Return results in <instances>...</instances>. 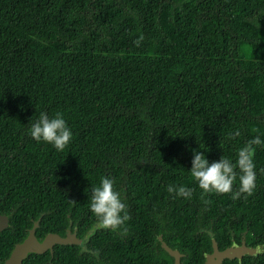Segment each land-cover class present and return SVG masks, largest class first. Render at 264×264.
<instances>
[{"label": "trees", "instance_id": "16d2710c", "mask_svg": "<svg viewBox=\"0 0 264 264\" xmlns=\"http://www.w3.org/2000/svg\"><path fill=\"white\" fill-rule=\"evenodd\" d=\"M41 111L71 128L63 151L29 135ZM254 137L250 195L198 187L191 149L234 160ZM102 176L117 231L89 210ZM0 215V264L34 222L38 240L92 233L22 264H174L162 243L203 264L212 240L263 250L222 264H264V0H0Z\"/></svg>", "mask_w": 264, "mask_h": 264}, {"label": "clouds", "instance_id": "9594fccd", "mask_svg": "<svg viewBox=\"0 0 264 264\" xmlns=\"http://www.w3.org/2000/svg\"><path fill=\"white\" fill-rule=\"evenodd\" d=\"M29 135L37 142L50 144L59 152L70 143L73 132L61 112L50 116L41 111L31 124ZM228 136L230 139L239 137L240 130L235 129ZM259 143V137H254L236 149L234 160L221 156L212 162H209L203 151L191 149V176L205 193H231V199L239 198L241 193L250 195L256 181L253 145ZM237 181L239 187L234 191L233 184ZM167 192L174 194V198L190 199L192 196V189L183 185H169ZM88 206L99 228L117 231L128 219L121 194L116 190L113 179L108 176H102L98 184L91 185Z\"/></svg>", "mask_w": 264, "mask_h": 264}, {"label": "water", "instance_id": "95a60500", "mask_svg": "<svg viewBox=\"0 0 264 264\" xmlns=\"http://www.w3.org/2000/svg\"><path fill=\"white\" fill-rule=\"evenodd\" d=\"M8 217L5 215H0V232L8 228ZM38 227L37 222H34L31 229L28 230L27 236L22 242L16 244L9 257L5 260L3 264H22L23 261L31 254H44L49 251L52 253V248L55 245H78L80 240L76 238L74 233L67 230L64 237L57 234H47L41 240L35 237V230ZM159 240L161 238L159 237ZM165 252L174 259V264H180L179 253L176 250H171L164 243L161 244ZM261 247L249 248L246 247L244 241L240 245L232 244L230 247L219 251L212 240V252L210 254L204 255L203 264H222L224 260H238L241 261L243 256H254L256 254L262 253Z\"/></svg>", "mask_w": 264, "mask_h": 264}, {"label": "flooded vegetation", "instance_id": "af4514ba", "mask_svg": "<svg viewBox=\"0 0 264 264\" xmlns=\"http://www.w3.org/2000/svg\"><path fill=\"white\" fill-rule=\"evenodd\" d=\"M72 233H74V235L76 236L75 230L72 231ZM92 233V230L88 231V233L86 234L87 236L83 239H79L80 243L78 244V246H81L83 249L86 247V241L88 239V235H90ZM77 238V237H76ZM182 257V255L179 257V259Z\"/></svg>", "mask_w": 264, "mask_h": 264}, {"label": "rangeland", "instance_id": "374dc122", "mask_svg": "<svg viewBox=\"0 0 264 264\" xmlns=\"http://www.w3.org/2000/svg\"><path fill=\"white\" fill-rule=\"evenodd\" d=\"M176 1H179V0H176Z\"/></svg>", "mask_w": 264, "mask_h": 264}]
</instances>
